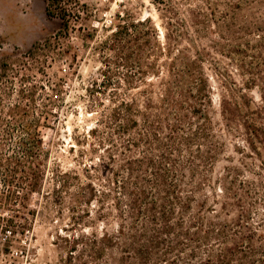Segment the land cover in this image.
<instances>
[{"label":"rangeland","instance_id":"1","mask_svg":"<svg viewBox=\"0 0 264 264\" xmlns=\"http://www.w3.org/2000/svg\"><path fill=\"white\" fill-rule=\"evenodd\" d=\"M60 3L0 0V264H264V0ZM64 9L73 14L68 28ZM118 13L149 17L162 41L167 30L185 33L181 46L204 58L217 121L221 94L237 96L239 121L215 126L223 144L210 175L235 182L238 204L216 202V185L197 193L183 186L185 207L158 234L145 219L118 217L129 198L121 193L117 208L104 179V126L86 92L102 58L96 47ZM22 125L37 129L40 147L21 165ZM26 164L43 172L38 191L20 183ZM7 173L17 177L6 185ZM151 174L161 193L159 169Z\"/></svg>","mask_w":264,"mask_h":264},{"label":"trees","instance_id":"2","mask_svg":"<svg viewBox=\"0 0 264 264\" xmlns=\"http://www.w3.org/2000/svg\"><path fill=\"white\" fill-rule=\"evenodd\" d=\"M60 4V0H51L53 6ZM60 17L68 28L72 12L64 9ZM117 19L96 47L102 58L98 76L90 80L86 92L89 108L100 114L104 126L100 140L104 155L100 159L111 173L104 179L111 182L117 208L121 193L129 198L130 210L118 217L145 219L158 234L160 223H168L177 207H185L183 186L197 193L216 185L220 191L216 202L226 207L238 204L242 197L235 182L228 175L213 181L210 175L223 144L215 126L239 121L242 109L237 96L227 99L221 94L217 121L204 58L200 53L192 57L191 46H181L185 33L167 30L162 41L149 17L131 19L118 13ZM22 126L24 134L15 156L21 165L25 164L23 158L34 159L40 147L37 129ZM96 132L97 127L89 130L90 135ZM152 168L159 169L162 188L158 194L150 186ZM42 173L40 166L26 164L18 178L38 191ZM4 175L6 185L9 176L17 177L14 173Z\"/></svg>","mask_w":264,"mask_h":264}]
</instances>
